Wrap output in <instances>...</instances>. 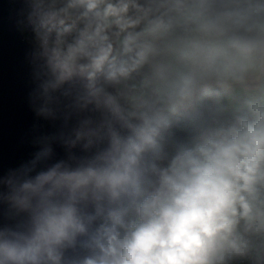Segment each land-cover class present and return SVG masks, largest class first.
Segmentation results:
<instances>
[{"label":"clouds","instance_id":"9594fccd","mask_svg":"<svg viewBox=\"0 0 264 264\" xmlns=\"http://www.w3.org/2000/svg\"><path fill=\"white\" fill-rule=\"evenodd\" d=\"M23 5L0 264H264V0Z\"/></svg>","mask_w":264,"mask_h":264},{"label":"water","instance_id":"95a60500","mask_svg":"<svg viewBox=\"0 0 264 264\" xmlns=\"http://www.w3.org/2000/svg\"><path fill=\"white\" fill-rule=\"evenodd\" d=\"M23 7V0H0V167L5 170L34 151L31 138L36 120L28 104L33 84L27 58L32 45L17 25Z\"/></svg>","mask_w":264,"mask_h":264},{"label":"trees","instance_id":"16d2710c","mask_svg":"<svg viewBox=\"0 0 264 264\" xmlns=\"http://www.w3.org/2000/svg\"><path fill=\"white\" fill-rule=\"evenodd\" d=\"M25 36H26V38L29 40L30 39V30H26L25 31Z\"/></svg>","mask_w":264,"mask_h":264},{"label":"bare ground","instance_id":"6f19581e","mask_svg":"<svg viewBox=\"0 0 264 264\" xmlns=\"http://www.w3.org/2000/svg\"><path fill=\"white\" fill-rule=\"evenodd\" d=\"M27 29H24V31H23V34H24V37L26 38V36H25V31H26ZM27 39V38H26ZM28 40V39H27Z\"/></svg>","mask_w":264,"mask_h":264}]
</instances>
